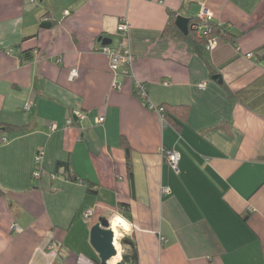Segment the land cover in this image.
Listing matches in <instances>:
<instances>
[{
  "label": "crops",
  "instance_id": "crops-1",
  "mask_svg": "<svg viewBox=\"0 0 264 264\" xmlns=\"http://www.w3.org/2000/svg\"><path fill=\"white\" fill-rule=\"evenodd\" d=\"M202 5L228 31L212 50L167 31ZM124 18L135 59L113 71L100 38ZM116 214L139 264H264V0H0V264H100Z\"/></svg>",
  "mask_w": 264,
  "mask_h": 264
},
{
  "label": "built area",
  "instance_id": "built-area-1",
  "mask_svg": "<svg viewBox=\"0 0 264 264\" xmlns=\"http://www.w3.org/2000/svg\"><path fill=\"white\" fill-rule=\"evenodd\" d=\"M69 11H65V14H69ZM197 20L196 22H193L191 24V29L199 36L202 38L206 39L207 43V49L212 50L217 44V40L215 36H213V15L209 11V9L206 8V6L201 7L199 12L196 15ZM118 30V42L116 46H110L106 45L103 50L105 53H107L110 57L111 60V68L113 71H116L120 66L122 65H128L131 66L134 62V55L132 53L131 47H130V25L129 22L127 21L126 18L122 19L121 22L118 24L117 27ZM248 56H252V53H248ZM78 76V70L77 69H72L70 72V79L74 80ZM199 87L204 88L205 83H200ZM136 88L139 91V94L141 96L146 97V91H145V86L137 82L136 83ZM152 108L156 109L161 116L163 117V112L164 108L163 107H155L151 106ZM86 117V114L80 110H74L72 113V116L68 119L67 124L72 125L74 122V118H81L84 119ZM164 119V117H163ZM105 118L103 116H100L96 119L97 123H102L104 122ZM54 128V127H53ZM7 137L3 136L2 137V142H6ZM164 155L166 156L167 160L171 164V166L178 171L179 169V164L181 161V154L179 151L175 149H164L163 150ZM36 167L33 171V177L34 178H41L42 177V169L40 167V161H41V154H38L36 159ZM55 177V175L53 176ZM165 192H169L170 189L166 187L164 189ZM95 212V208H89L85 212V218L87 220L91 219L93 214ZM15 229H19V227L13 225L12 226ZM122 235L120 237H115L114 243L115 246L116 244H119L120 239L125 237V233L121 229ZM117 248V247H116Z\"/></svg>",
  "mask_w": 264,
  "mask_h": 264
},
{
  "label": "trees",
  "instance_id": "trees-1",
  "mask_svg": "<svg viewBox=\"0 0 264 264\" xmlns=\"http://www.w3.org/2000/svg\"><path fill=\"white\" fill-rule=\"evenodd\" d=\"M196 20H197V17H195V16H193L192 18L189 19V26H188L189 32L187 34L181 32L178 29V27L176 25L175 18L171 22L172 25L171 24L168 25L167 31H169V29H171V27H173L177 31L178 35L180 37H182L183 39L196 42L194 37L195 36L197 37L198 35H196V33L191 29V25H190L193 22H196ZM212 25H213V36H217V34L219 32H221V31L228 32L226 28H219L218 29V26H216L213 23V21H212ZM43 26H47V24L45 22H43ZM197 39H199V40L203 41L204 43H206V39L205 38H202V37L198 36ZM136 91H137V94H139V91L138 90H136ZM160 107L164 108L163 117L165 119V116L168 115V108L166 106H164V105H162ZM122 145L124 146L125 151H126V155H127V165H128L129 177H130V179H132L133 172H132V161H131V148H130V145H129L128 141L125 138L122 139ZM63 166H66L67 170H69V164L68 163H65V162H62V161L57 162V168L58 169L63 167ZM69 178L73 179V180H76V178H74V177H72L70 175H69ZM120 242H121V244H122V246L124 248L123 255H122V264H139V256H138V252H137V249L135 247V244H134L133 240L130 239L129 237L125 236L124 238L121 239Z\"/></svg>",
  "mask_w": 264,
  "mask_h": 264
},
{
  "label": "water",
  "instance_id": "water-1",
  "mask_svg": "<svg viewBox=\"0 0 264 264\" xmlns=\"http://www.w3.org/2000/svg\"><path fill=\"white\" fill-rule=\"evenodd\" d=\"M189 19L179 15L176 19V25L185 34L189 32L188 28ZM104 45L112 43V38L101 37ZM110 219L102 217L92 227L91 230V243L95 250L100 255V264H113L111 259L118 254L114 240L116 235L109 228ZM115 264H122V259H119Z\"/></svg>",
  "mask_w": 264,
  "mask_h": 264
},
{
  "label": "clouds",
  "instance_id": "clouds-1",
  "mask_svg": "<svg viewBox=\"0 0 264 264\" xmlns=\"http://www.w3.org/2000/svg\"><path fill=\"white\" fill-rule=\"evenodd\" d=\"M133 227L134 225L128 222L120 214L114 215L109 221V228L117 237H120L122 235L121 229L124 233H127L130 232ZM116 259L119 260L120 257L117 256ZM113 264H115V262H113Z\"/></svg>",
  "mask_w": 264,
  "mask_h": 264
},
{
  "label": "bare ground",
  "instance_id": "bare-ground-1",
  "mask_svg": "<svg viewBox=\"0 0 264 264\" xmlns=\"http://www.w3.org/2000/svg\"><path fill=\"white\" fill-rule=\"evenodd\" d=\"M116 247H117V250H118V254H117L115 257H113V258L111 259V262H112V263H113V262L116 263V262L118 261V260L116 259V257H117V256L120 257V254H121V253H120V252H121V251H120V245H119V244H116Z\"/></svg>",
  "mask_w": 264,
  "mask_h": 264
},
{
  "label": "rangeland",
  "instance_id": "rangeland-1",
  "mask_svg": "<svg viewBox=\"0 0 264 264\" xmlns=\"http://www.w3.org/2000/svg\"><path fill=\"white\" fill-rule=\"evenodd\" d=\"M194 5V4H193ZM120 241H121V239H120ZM119 241V245L121 244V242ZM122 245V244H121ZM120 251H121V249H120ZM121 253V252H120ZM122 255H123V252H122Z\"/></svg>",
  "mask_w": 264,
  "mask_h": 264
}]
</instances>
